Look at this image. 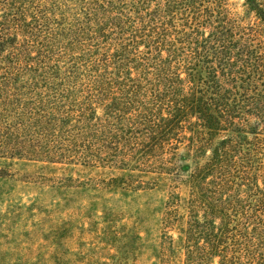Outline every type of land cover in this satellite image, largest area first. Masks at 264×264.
Returning <instances> with one entry per match:
<instances>
[{
    "label": "trees",
    "instance_id": "16d2710c",
    "mask_svg": "<svg viewBox=\"0 0 264 264\" xmlns=\"http://www.w3.org/2000/svg\"><path fill=\"white\" fill-rule=\"evenodd\" d=\"M22 1L0 0V153L66 160L91 129L126 157L169 151L156 168L169 170L171 189L188 191L170 192L164 220L178 222L183 206L179 241L165 235L181 247L182 264H261L246 231L259 218L264 157L256 29L223 0H84L85 22L42 44ZM244 1L264 26L261 4ZM73 47L86 51L59 66L56 57ZM182 142L194 161L185 174L176 162Z\"/></svg>",
    "mask_w": 264,
    "mask_h": 264
},
{
    "label": "rangeland",
    "instance_id": "374dc122",
    "mask_svg": "<svg viewBox=\"0 0 264 264\" xmlns=\"http://www.w3.org/2000/svg\"><path fill=\"white\" fill-rule=\"evenodd\" d=\"M83 1L25 0L20 5L35 16L32 27L46 44L68 33L70 25L85 22ZM222 2L241 26H253L257 41L264 42V26L244 0ZM257 2L264 8V0ZM85 51L73 47L69 57H56L58 65L68 67ZM95 113L102 116V108L97 106ZM105 134L87 130L82 134L84 146L66 160H29L0 153V264H182L181 247L178 243L171 247L165 235L179 241L186 221L183 206L178 207V222L164 220L170 192L186 198L188 191L184 185L171 189V175L165 172L169 170L156 168L169 151L143 159L135 152L134 157H126L125 152L110 148V142L103 140ZM176 153L185 174L194 165L185 142ZM145 158L143 166L140 162ZM258 161L260 213L246 231L264 264V157L260 154ZM212 264H218L217 257Z\"/></svg>",
    "mask_w": 264,
    "mask_h": 264
}]
</instances>
